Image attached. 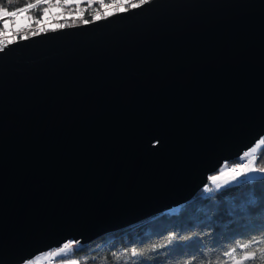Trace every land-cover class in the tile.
<instances>
[{"label":"water","instance_id":"95a60500","mask_svg":"<svg viewBox=\"0 0 264 264\" xmlns=\"http://www.w3.org/2000/svg\"><path fill=\"white\" fill-rule=\"evenodd\" d=\"M264 134V0H151L0 52V264L174 208Z\"/></svg>","mask_w":264,"mask_h":264},{"label":"trees","instance_id":"16d2710c","mask_svg":"<svg viewBox=\"0 0 264 264\" xmlns=\"http://www.w3.org/2000/svg\"><path fill=\"white\" fill-rule=\"evenodd\" d=\"M24 2L19 0L20 4ZM97 8H100L98 3L87 7V19H91ZM70 22L80 21H67ZM262 138L264 134L259 139ZM262 154L264 145L256 153ZM241 157L242 154L229 159L224 165L247 162L248 159ZM257 165L264 166V160L258 159ZM206 186L214 187L210 182L180 205L75 245L73 251L54 256L55 261L74 258L81 264H116L113 254L137 247L149 251L120 264H187L189 261L202 264L205 258H219L235 243L259 239V246H264V174L248 176L220 191L214 189L209 195L205 193ZM153 244L165 247L151 250Z\"/></svg>","mask_w":264,"mask_h":264},{"label":"snow or ice","instance_id":"6c2138e0","mask_svg":"<svg viewBox=\"0 0 264 264\" xmlns=\"http://www.w3.org/2000/svg\"><path fill=\"white\" fill-rule=\"evenodd\" d=\"M151 0H25L20 4L19 0H0V52L5 51L11 45L21 40H29L33 37L56 32L67 27L75 26L59 21H82L84 25L107 19L118 14H124L129 11L140 9L149 4ZM99 4L92 14L91 19L85 18L88 7ZM19 5V6H17ZM103 9L101 11L100 9ZM36 30H32L33 28ZM264 145V138L259 140L255 147H251L242 153L243 158H249L247 162L235 163L227 168V171L221 170L219 175L210 177L212 186H206V191L211 193L220 191L235 182H241L244 178L253 173L264 174V166H257V161L264 160V154L257 156V149ZM226 163V162H225ZM219 183L218 181H221ZM264 236V233H262ZM190 239V237H185ZM77 241H68L55 253L50 255L57 256L61 253L73 251ZM171 243V239L169 240ZM259 239H249L243 243H235L227 251H224L219 258L213 260L205 258L202 264H264V246H259ZM256 245V246H253ZM165 247L163 244L151 245V250H157ZM149 249L132 247L125 249L119 254H113L116 264L121 261H131L133 258L141 257ZM63 264H81L80 260H66ZM187 264H192L191 261Z\"/></svg>","mask_w":264,"mask_h":264},{"label":"rangeland","instance_id":"374dc122","mask_svg":"<svg viewBox=\"0 0 264 264\" xmlns=\"http://www.w3.org/2000/svg\"><path fill=\"white\" fill-rule=\"evenodd\" d=\"M70 20V19H69ZM60 23H67V21L65 22V21H63V20H61V21H59ZM77 22H70V23H68V24H70V25H72V24H76ZM81 23H83L82 21H80V22H78L77 24H81ZM32 30H36V28L34 27ZM260 140V139H259ZM259 140L258 141H256L254 144H253V146H251V147H255L256 146V144H258L259 143ZM262 146V145H261ZM260 146V147H261ZM250 147V148H251ZM250 148H248L247 150H249ZM259 150V148L257 149V151ZM244 159H250V157L249 158H244ZM224 163H225V161H224ZM224 163H223V165L218 169V170H216V171H214V172H212L211 174H210V176H213V175H219V172L221 171V170H224V171H227V168H228V166H226V165H224ZM258 166V165H257ZM258 175H261V173H253V174H251L250 176H249V178H254V177H256V176H258ZM246 178H248V177H246ZM219 183H222L223 182V179H221V181H218ZM206 193V192H205ZM207 194V193H206ZM207 195H209V194H207ZM68 242V241H67ZM76 245V244H75ZM63 246V244L61 245V246H59V247H57V248H54V249H51V250H47V251H43V252H40V253H38L37 255H35L33 258H30V259H28V260H26L24 263H21V264H63V262L64 261H66V260H73L74 258H70V259H59L58 261H55V258H54V256L53 255H50V253H55L56 251H57V249L58 248H60V247H62ZM61 254H64V253H61ZM60 254V255H61ZM57 256H59V255H57ZM76 260V259H75Z\"/></svg>","mask_w":264,"mask_h":264},{"label":"built area","instance_id":"2783aa9c","mask_svg":"<svg viewBox=\"0 0 264 264\" xmlns=\"http://www.w3.org/2000/svg\"><path fill=\"white\" fill-rule=\"evenodd\" d=\"M84 7H88L87 5H84ZM96 10V9H95ZM95 10L91 13V16H92V14H94V12H95ZM101 11H103V9L101 8L100 9ZM85 18L87 19V17H86V13H85ZM66 22V21H65ZM225 162H227V160L225 161ZM67 243V242H66ZM81 244V242H77L76 243V245H80ZM75 246V245H74Z\"/></svg>","mask_w":264,"mask_h":264},{"label":"bare ground","instance_id":"6f19581e","mask_svg":"<svg viewBox=\"0 0 264 264\" xmlns=\"http://www.w3.org/2000/svg\"><path fill=\"white\" fill-rule=\"evenodd\" d=\"M225 161V160H224ZM224 163V162H223ZM207 194H210V193H208V192H206Z\"/></svg>","mask_w":264,"mask_h":264}]
</instances>
